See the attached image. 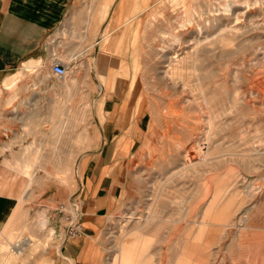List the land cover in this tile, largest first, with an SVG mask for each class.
Returning <instances> with one entry per match:
<instances>
[{"label":"rangeland","instance_id":"374dc122","mask_svg":"<svg viewBox=\"0 0 264 264\" xmlns=\"http://www.w3.org/2000/svg\"><path fill=\"white\" fill-rule=\"evenodd\" d=\"M67 6L0 75V264H77L64 249L85 213L65 239L57 207L84 202L80 161L112 91L147 125L84 260L264 264V0Z\"/></svg>","mask_w":264,"mask_h":264},{"label":"crops","instance_id":"0c3cea01","mask_svg":"<svg viewBox=\"0 0 264 264\" xmlns=\"http://www.w3.org/2000/svg\"><path fill=\"white\" fill-rule=\"evenodd\" d=\"M67 2L0 0V75L23 61L39 46L41 39H45L53 25L65 19V13L69 12ZM68 29L72 30L73 26H63L59 31ZM30 57L24 62L35 63ZM102 112L103 119L96 120L92 147L80 161L86 236L104 225L112 200L123 190L129 158L143 141L147 125L146 114L137 113L131 102L114 91L107 93ZM143 145L148 147V141ZM86 236L65 244L64 252L77 264H92L88 259L84 260ZM128 248L129 241L119 253L122 255Z\"/></svg>","mask_w":264,"mask_h":264},{"label":"built area","instance_id":"2783aa9c","mask_svg":"<svg viewBox=\"0 0 264 264\" xmlns=\"http://www.w3.org/2000/svg\"><path fill=\"white\" fill-rule=\"evenodd\" d=\"M51 72L58 79L65 78L68 74L66 65L60 60H54L51 64ZM83 200L80 196L73 197L68 203H61L57 210L66 218L64 230L65 239H71L82 233Z\"/></svg>","mask_w":264,"mask_h":264},{"label":"bare ground","instance_id":"6f19581e","mask_svg":"<svg viewBox=\"0 0 264 264\" xmlns=\"http://www.w3.org/2000/svg\"><path fill=\"white\" fill-rule=\"evenodd\" d=\"M28 67L31 68L32 65L30 64V65H28ZM249 210H250V209H247V211L245 212V216L247 215V213H248ZM245 216H241V217H240V218H241V220H240L241 222L244 221V217H245ZM241 222H240V223H241ZM242 223H243V222H242ZM242 225H243V224H242ZM243 226H244V225H243ZM20 245H21V244H20ZM24 246H25V245H24ZM18 247H19V246H18ZM21 247H22V246H21ZM10 248H11V247H10Z\"/></svg>","mask_w":264,"mask_h":264}]
</instances>
